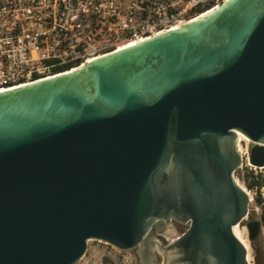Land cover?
Returning a JSON list of instances; mask_svg holds the SVG:
<instances>
[{"label": "water", "instance_id": "95a60500", "mask_svg": "<svg viewBox=\"0 0 264 264\" xmlns=\"http://www.w3.org/2000/svg\"><path fill=\"white\" fill-rule=\"evenodd\" d=\"M0 93V264H78L90 241L140 264H250L262 224L239 134L264 168V0ZM186 230L169 242L172 224Z\"/></svg>", "mask_w": 264, "mask_h": 264}, {"label": "built area", "instance_id": "2783aa9c", "mask_svg": "<svg viewBox=\"0 0 264 264\" xmlns=\"http://www.w3.org/2000/svg\"><path fill=\"white\" fill-rule=\"evenodd\" d=\"M226 1L0 0V91L75 71Z\"/></svg>", "mask_w": 264, "mask_h": 264}, {"label": "rangeland", "instance_id": "374dc122", "mask_svg": "<svg viewBox=\"0 0 264 264\" xmlns=\"http://www.w3.org/2000/svg\"><path fill=\"white\" fill-rule=\"evenodd\" d=\"M250 146H251L250 141H244L241 144V148L244 154L243 157L244 165L243 168L240 169L239 175H237V179L240 182V184L248 191H250L254 196V201L250 205V213L247 219H256L259 220L261 224H263L264 206L261 207L258 204V202H256L255 192L249 190L243 179L240 177V175L244 174L246 167H252L249 163ZM262 171L264 172V168L262 169ZM241 226L242 227H240V233L248 245L250 251L249 258L251 264H258L254 256V250L252 249L251 242L249 241L246 222L242 223ZM185 230H186V226L175 223L168 226L165 229L164 234L170 241H173L177 237H179ZM260 245L262 246V250L264 251V227L262 228V235L260 236L258 242L256 243V246L260 247ZM258 259H264V252L259 256ZM78 264H140V263L137 252L135 250L124 252L102 242L90 241L86 255Z\"/></svg>", "mask_w": 264, "mask_h": 264}, {"label": "trees", "instance_id": "16d2710c", "mask_svg": "<svg viewBox=\"0 0 264 264\" xmlns=\"http://www.w3.org/2000/svg\"><path fill=\"white\" fill-rule=\"evenodd\" d=\"M239 175V172H238ZM240 177L245 182L247 188L255 192V200L262 207L264 206V172L262 169H258L255 167H246L244 174L240 175ZM264 219V216H263ZM264 227V221L262 224V228ZM262 246H256L254 251V256L258 264H264V259H258L259 256L263 253Z\"/></svg>", "mask_w": 264, "mask_h": 264}, {"label": "bare ground", "instance_id": "6f19581e", "mask_svg": "<svg viewBox=\"0 0 264 264\" xmlns=\"http://www.w3.org/2000/svg\"><path fill=\"white\" fill-rule=\"evenodd\" d=\"M216 10V9H215ZM214 10H211V11H209V12H206V13H204V14H202L201 16H199L198 18H196V19H194V20H192L191 22H194V21H197V20H199V19H201L202 17H204V16H206V15H208V14H210V13H212ZM67 73H70V72H67ZM64 74H66V73H64ZM59 75H63V74H59ZM59 75H56V76H53V77H57V76H59ZM53 77H49V78H46V79H51V78H53ZM43 80H45V79H43ZM43 80H40V81H43ZM39 82V81H38ZM34 83H36V82H34ZM33 84V83H32ZM27 85H30V84H26V85H23V86H18V87H16V88H12L11 90H13V89H17V88H20V87H24V86H27ZM6 91H9V90H2V91H0V93H2V92H6ZM244 141H249L244 135H242V134H239V140H238V149H239V152H240V154L242 155V157H244V154H243V151H242V148H241V144L244 142ZM239 182V181H238ZM239 184H240V182H239ZM241 185V184H240ZM243 187V186H242ZM246 191L249 193V195H250V197L252 198V202L254 201V196H253V194L250 192V191H248L247 189H246ZM251 202V203H252ZM240 227H242L241 225H239V226H236L235 228H234V231H235V233H236V235L238 236V238L246 245V247L248 248V245H247V243L245 242V240L243 239V236L241 235V233H240ZM168 241L169 242H172V241H170L169 239H168ZM174 241V240H173ZM249 249V248H248ZM249 263L251 264V261H250V258H249Z\"/></svg>", "mask_w": 264, "mask_h": 264}]
</instances>
